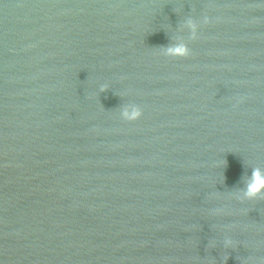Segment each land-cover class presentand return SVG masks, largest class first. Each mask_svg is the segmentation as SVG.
Returning a JSON list of instances; mask_svg holds the SVG:
<instances>
[{"label": "water", "instance_id": "water-1", "mask_svg": "<svg viewBox=\"0 0 264 264\" xmlns=\"http://www.w3.org/2000/svg\"><path fill=\"white\" fill-rule=\"evenodd\" d=\"M257 168L264 0H0V264H264Z\"/></svg>", "mask_w": 264, "mask_h": 264}, {"label": "clouds", "instance_id": "clouds-1", "mask_svg": "<svg viewBox=\"0 0 264 264\" xmlns=\"http://www.w3.org/2000/svg\"><path fill=\"white\" fill-rule=\"evenodd\" d=\"M124 119L132 120L139 116L135 108H125L121 112ZM264 194V171L254 169L249 179L245 181V187L242 192L238 193L239 198L253 199Z\"/></svg>", "mask_w": 264, "mask_h": 264}]
</instances>
